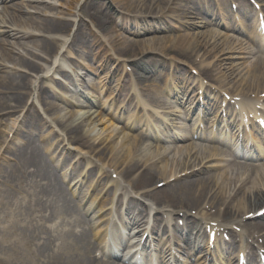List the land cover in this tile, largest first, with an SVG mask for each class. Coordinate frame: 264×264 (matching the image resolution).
I'll list each match as a JSON object with an SVG mask.
<instances>
[{"label":"bare ground","instance_id":"1","mask_svg":"<svg viewBox=\"0 0 264 264\" xmlns=\"http://www.w3.org/2000/svg\"><path fill=\"white\" fill-rule=\"evenodd\" d=\"M15 1L0 0V71L5 73L0 74L2 118L12 113H17L19 117L23 114L20 123H26L31 133H41L44 127L52 129L53 126H57L60 129L56 130L54 127L53 130L61 132L64 138L58 141L55 147L59 148L60 142L66 141L65 143L69 144V149L64 147L60 150L63 160L76 156L72 163L74 169L79 168L82 160H85L87 161L84 170L86 174L93 173L99 166L100 179H104L109 174L118 173L120 178L129 182L128 191L118 180L111 181L108 190L115 187L128 195L129 191H135L138 195L142 194L158 204H165L164 201L167 200L166 207L172 206L174 210L183 212L187 218L190 226V230L186 233L187 237L192 228L202 231L203 226L199 223L204 221L205 228L209 222L222 223L225 227L231 228L232 234V226L235 223L239 225L235 222L236 219L239 220L264 207V170L252 172L253 176L248 179L240 165H235L227 172L219 174H206L204 167L195 171L207 159L215 156L214 152L201 151L199 156L188 152L180 159L175 156L164 158L159 151L151 150L146 146L142 147L139 136L129 138L123 129L115 128L113 122L105 123V120L99 117L98 111H90V109L71 111L52 101V98L58 99L60 94L49 83V81L60 83L57 74H68L63 68L62 58L68 52L69 46L82 37L86 13H90L92 22L109 36L108 42L113 44L111 46L117 47L125 56L171 52L180 59L193 58L192 60L207 65L208 69L204 70V74L210 79L214 78L213 74L216 72L221 76L220 81L231 79L237 88L245 92L264 93V59L257 62L249 61L245 68L230 66L225 59L232 56L228 53L223 55V52H228L235 42L233 44L229 42L228 36H225L223 41L214 40L213 35L217 30L194 33L191 35L195 39L194 43L184 41L173 46L170 43L172 37L169 36L129 42L119 34H113L106 19L98 14V8L90 12L89 9L95 0ZM117 1L123 2L126 9L131 10L144 21L150 15L155 17L159 13L172 12L181 4V0ZM58 5L66 6L67 10H58L54 13ZM7 39H13L15 42ZM98 42L97 40L96 43ZM221 52V60L218 61L217 57ZM20 68L26 71H21ZM63 100L65 103H72L66 96ZM34 103H40L47 115L46 118L36 110ZM73 103L84 108L82 102L73 101ZM68 113L71 116H68ZM5 128L8 131L1 135L3 141L0 148L7 144L5 151L10 152L13 138L18 134L20 124L15 128V122H13L9 129L7 125ZM0 131L2 132L1 129ZM11 131H15L14 137L8 142V134ZM40 136L46 137L41 134ZM51 136L55 137V132L51 131ZM72 149L78 150L79 153L72 155L70 151ZM3 158L2 155L0 165L3 163ZM89 161L92 162L89 164ZM29 167H35V172L26 173ZM187 172L190 174L187 175ZM25 173L28 180L22 181ZM0 179L2 180L0 183V264L106 263L91 256L95 247L99 246L91 238L95 227L102 220V212L107 209L112 214L113 199L101 200L98 203V210L93 208L94 201L85 208L82 207L86 195L90 189H94L92 183L88 190L83 192V197L79 196L80 204L71 199L64 184L58 183L56 196L45 191L47 188L42 186L41 181L50 183L56 178L45 161L41 149L34 144L31 136L23 140L15 149L13 162L8 164L5 170L0 169ZM157 179L164 182L162 187H155ZM81 180V176H77L72 184H77ZM20 188L25 189L23 190L25 200L15 202V194ZM37 189H41V192H37ZM70 193L74 197L78 196L76 189ZM124 196L125 194L121 193L119 198L122 199ZM131 202L137 211L135 213L131 207H128L127 222L136 225V233L139 234L141 233L140 224L143 222V217L147 215V207H151V204L145 206L136 197ZM13 208L21 221L24 212L31 214L43 209L47 213V218L58 220V237H53V241L47 238L49 241L46 243L47 247L43 245L41 248L32 249L31 243L34 240L33 234L38 229V222L36 227L32 223L27 226L21 224L17 229L24 228L30 233V237H25L21 242V235L14 229L18 221L14 216L12 217ZM193 210L200 214L193 216L190 213ZM90 212L91 217L86 220ZM149 213L156 215L155 218L160 216L159 209L151 208ZM97 214L101 216L97 217ZM107 220L105 218V221ZM247 224L251 225L252 222ZM142 235L143 233L139 235V238H142ZM187 237L185 238L187 243L204 242L203 238L191 241ZM230 245L228 244L227 247ZM46 255L50 256L47 257V261L43 260ZM250 261L255 262L253 258Z\"/></svg>","mask_w":264,"mask_h":264},{"label":"rangeland","instance_id":"2","mask_svg":"<svg viewBox=\"0 0 264 264\" xmlns=\"http://www.w3.org/2000/svg\"><path fill=\"white\" fill-rule=\"evenodd\" d=\"M17 1V0H16ZM15 1V2H16ZM20 1V0H19ZM128 1H131V2H134L135 0H128ZM145 1H147V0H145ZM102 4H107V6H109V7H112L113 9H114V12L116 13L115 14V18H114V20H116V21H123L124 19H125V16L124 15H129V13H127V11H125V9H126V5H124L123 4V2H118L117 0H95V2H94V4H93V6L92 7H90V12H94V9H96V8H98V10H99V12H100V9L102 8ZM58 10H60V11H66L67 10V8H66V6H64L63 5V7H62V5L60 6V5H58L57 6V8H55L54 9V13H56V11L58 12ZM16 11H18V10H16ZM25 15H27V13H24ZM99 15H101V13H98ZM90 13H86L85 15H84V21L86 22V23H89L90 24V26L92 25L91 24V19H90ZM114 16V15H113ZM111 25H112V27H113V34L114 35H117V34H119L120 36H122V37H125V38H129V36L128 35H125V34H123V33H121L120 31H119V29L118 28H114V25H113V21L111 22ZM93 26V25H92ZM118 30V31H117ZM112 34V33H111ZM191 34L192 33H185V34H183L182 36H171L172 37V40H171V42L170 43H172L171 45L173 46V45H175V44H180V43H183L184 41H185V43H187V42H191V43H194L195 42V39L193 38V37H191ZM3 38H5V37H3ZM222 35H220V34H218V35H216V36H213V39L214 40H216V41H219V40H222ZM8 41H10V42H15V40H13V39H7ZM84 41V37L82 38H80L77 42H76V45L75 44H73L72 46H70V48H72L73 47V49H83L84 48V46H85V44L84 43H82ZM128 41L129 42H134V40H132V39H128ZM76 47H75V46ZM9 47V46H8ZM207 48V47H206ZM240 45L238 44V45H235L234 47H232V48H230L229 49V51L228 52H223V55H225V54H230L232 57H229V58H226L225 60L230 64V66H232V67H235V68H238V67H243V68H245V66H246V63L247 62H243L242 60H241V55H239V51H240ZM82 51V50H81ZM216 53V55H217V52H215ZM128 54H131V53H128ZM221 54H222V52L221 53H219V56L217 57L219 60L218 61H220L221 59H220V56H221ZM144 55V54H143ZM121 55H118L117 57L118 58H120V60H128V58H133V59H136V60H140V59H144L145 57H143L142 58V56H137V55H129V56H131V57H129V56H125V55H122L121 57H120ZM162 56H166V55H162ZM169 56V55H168ZM137 57V58H136ZM149 57V56H148ZM133 59L132 60H129L130 61V63L131 62H133ZM96 60L97 61H101V59L100 58H96ZM135 65L137 64V63H134ZM143 64L144 63H141V65L140 66H143ZM17 68H19V67H17ZM20 70L21 71H26L25 69H23V68H20ZM223 71V70H222ZM224 72V71H223ZM0 74H5V73H3L2 71H0ZM224 84L226 85V86H228V88H230V89H233V90H238V91H242V92H245V91H243L241 88H237L236 87V84L235 83H233L232 81H231V79H226L225 81H224ZM68 116H71V114L70 113H68L67 114ZM10 119V118H9ZM6 124H7V126L9 127L10 125H11V122H6ZM2 130V129H1ZM2 133V132H1ZM199 155V154H198ZM198 155H195V156H198ZM184 157V156H183ZM183 157H181V158H183ZM129 180V179H128ZM129 181H131V180H129ZM158 181H160L159 179H157L156 180V185H155V187H157L158 188V186H159V184L160 183H163V182H158ZM125 183V185H127V184H129V182L128 181H126V182H124ZM107 196V195H106ZM166 202H168L167 200H165Z\"/></svg>","mask_w":264,"mask_h":264}]
</instances>
